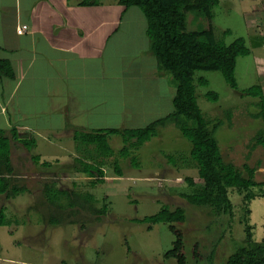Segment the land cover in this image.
Segmentation results:
<instances>
[{
    "label": "rangeland",
    "instance_id": "1",
    "mask_svg": "<svg viewBox=\"0 0 264 264\" xmlns=\"http://www.w3.org/2000/svg\"><path fill=\"white\" fill-rule=\"evenodd\" d=\"M214 12L213 20L196 18L194 13H188V29L212 26L217 38L227 44L236 38H245L251 53L238 58L236 77L239 88L261 84L264 61L259 59L264 58V13H259L264 12V0H221ZM227 30L230 32L226 33ZM153 63L145 55L115 63L117 68L122 66L123 72H127L123 86L124 100L127 101V105L124 101V106L127 108H124L120 118L121 121L124 116L123 124L128 122V115L134 114L133 107L140 110L138 114L142 119L137 124L141 126L173 110L169 100L170 94H173L170 90L173 87L172 77L166 73L165 78L149 79L148 75L153 74ZM115 74L108 72V75ZM195 77L198 102L206 119L211 126L215 121H221L214 135L224 157L239 167L245 162L261 166L256 172V179L264 181V147L258 145L251 150L256 138L264 133V121L255 116L259 111L255 104L258 98L241 96V92L232 89L219 71H197ZM200 77L208 79L209 86L198 84ZM107 82H112L109 76ZM209 90L219 93L218 101L207 99ZM119 124L115 126L123 128ZM35 137L38 144L35 152L46 157L44 161L52 163L51 168L72 164L73 160L66 158L70 149L65 138L53 133H39ZM152 141L126 158L120 151L124 145L122 137H115L112 146L121 157L119 166L124 176H117L112 167H107L105 173L108 177L97 185H92L87 176L62 174L57 169L45 167L40 178L29 177L27 180L31 181L28 185L32 193L20 195L17 199L19 204L22 200L21 206L25 205L21 210L23 215L26 213L22 217L23 223L0 229V239L3 248L10 251L9 256L17 250L19 257L15 256L21 264H179L176 258L165 256L174 247L177 232L183 241L181 252L186 256L185 264H226L230 254L244 242L245 233L240 222L243 215L242 196L235 191L231 193L234 203V214L231 216L217 215L209 207L191 204L183 195L199 190L202 181L198 170L193 167H177L175 172L165 169L166 165L171 166L173 157L179 164L192 162L191 143L179 131L168 127L163 128ZM76 146L77 149L88 147L81 142H77ZM18 147L16 167H20L21 171L28 170L27 166L35 168L30 152L22 144ZM250 151L251 155L247 158ZM56 156L66 159L58 163L52 159ZM159 166L163 167L158 169ZM187 177L194 179L195 184H189ZM35 179H39L40 184L36 185ZM52 181H57L60 187L76 190L69 196L72 203L68 202V205L77 207H62L63 199L68 198H63L56 189L42 191L44 185ZM74 181L78 186L73 185ZM43 196L50 202L49 205L41 203ZM30 202L31 209L28 208ZM83 205L85 208H82ZM165 205L183 208L186 221L162 222L153 226L137 222V219L158 213ZM250 208L254 237L263 240L264 197L253 200ZM94 210L98 212L94 214ZM10 228H17L13 231L14 235L8 233Z\"/></svg>",
    "mask_w": 264,
    "mask_h": 264
},
{
    "label": "crops",
    "instance_id": "2",
    "mask_svg": "<svg viewBox=\"0 0 264 264\" xmlns=\"http://www.w3.org/2000/svg\"><path fill=\"white\" fill-rule=\"evenodd\" d=\"M82 1L0 0V57L9 59L15 74L13 79L0 76V129L11 136V129L15 128L18 138H21L19 141L11 140V159L18 177L19 193L12 197L0 195V210L5 211L8 222L0 229L23 223L22 217L26 213L23 215L21 210L25 205L21 206L22 200L19 204L17 199L20 195L32 193L28 185L31 181L27 180L29 177L40 178L45 172L42 166L36 164L35 168L27 166L29 169L23 171L16 167L18 144L24 147L21 140L31 139L39 133H53L65 138L70 149L66 158L73 162L67 167L51 169H57L62 174L87 176L90 180L91 177L75 164L76 157L87 160L86 156L78 154L75 132L119 127L115 126L116 123L122 127H141L137 124L142 119L138 114L140 110L135 107L126 124H123L124 116L120 121L124 108H127L124 106V101L126 105L127 101L124 100L126 94L123 88L127 72H123L122 66L117 68L115 63L145 55L154 62L149 79L165 78V73L158 71L156 57L150 50L147 21L138 7L127 9L120 4V0H100L93 5H82ZM23 24L28 25L29 32L20 35L17 28ZM259 60L264 61V58ZM108 72L117 74L108 75ZM136 74L141 77L140 73ZM108 76L111 83L107 82ZM260 85L264 90V79ZM170 90L173 94H170L169 100L172 101L175 89L172 87ZM167 127L181 134L174 124L163 128ZM163 128H160L158 136ZM115 137L119 136L111 137V144ZM37 145L31 152L24 148L31 157L32 154H39L44 161L46 157L35 152ZM59 158L52 159L58 163L66 159ZM178 167L188 168L185 164H178ZM165 169L178 171L176 167L167 165ZM35 182L40 184L39 179ZM73 185L78 186L77 181ZM40 199L44 205L50 204L44 196ZM16 229L10 228L8 233L14 235ZM3 245L0 239V264H21L15 256L17 250L9 256L10 251Z\"/></svg>",
    "mask_w": 264,
    "mask_h": 264
},
{
    "label": "trees",
    "instance_id": "3",
    "mask_svg": "<svg viewBox=\"0 0 264 264\" xmlns=\"http://www.w3.org/2000/svg\"><path fill=\"white\" fill-rule=\"evenodd\" d=\"M119 2L127 9L138 7L145 15L150 50L156 57L159 70L172 77L171 82L175 89L172 99L173 110L141 127L77 130L74 139L88 147L86 149L78 148L79 153L86 156L87 160L76 157L75 164L80 171L91 177L92 185L104 182L107 167H112L117 176L123 177L124 172L119 166L121 157L110 143V138L113 136L122 137L124 145L120 150L121 155L130 158L132 154L137 153L140 147L157 137L160 128L174 124L192 145L190 151L192 162L181 163L187 167L196 168L202 181L199 190L190 194L185 193L183 197L191 204L211 208L217 215L231 216L234 214L231 193L235 191L242 196L243 215L240 222L245 233L244 242L230 254L226 264H264V239L260 241L255 239L254 226L249 218L252 212L251 202L259 197H264V181L260 182L256 179V172L261 166H251L245 162L239 167L233 161L226 160L214 135L215 130L221 126V121H215L211 126V122L206 119L198 102L195 77L197 71L221 72L228 85L232 89L240 91L241 96L258 98L255 104L259 112L255 116L264 121L263 88L260 84H255L240 89L236 77L238 58L251 53L245 38L239 37L227 44L217 38L212 26L198 30L188 29V13H194L196 18L204 17L213 20L215 17L214 8L219 6L221 0H120ZM96 3H100V0H83L81 4L93 5ZM225 32L229 33L230 30ZM0 76L11 79L15 77L9 59L0 57ZM198 84L209 86V80L200 77ZM206 97L208 100L216 102L220 95L209 90ZM263 134L256 138L251 150L258 145L264 147ZM12 139L19 141L15 128L11 129V136L7 134L6 130L0 129V195L6 197L16 196L19 193L18 177L14 173L15 169L11 159ZM21 142L30 152L37 145L35 137L21 140ZM250 155L251 151L247 158ZM31 158L36 165L45 168L53 166L48 161H42L39 154H32ZM179 163L175 161L174 157L171 158V166L177 168ZM186 181L191 185L195 184L191 177H187ZM50 189H56L63 198H68L63 199L62 207H77L72 204L68 205V202L72 201L69 196L76 190L60 188L57 181L46 183L43 192ZM82 208H85L84 205ZM107 209L105 207V211ZM95 211L98 212L94 210V214ZM185 221L186 212L183 208H172L167 205L163 206L158 213L137 219L138 223H146L149 226L162 222ZM4 224H8L7 216L1 209L0 226ZM171 229L176 232L173 226ZM176 234L177 240L174 247L165 256L176 258L179 264H185L186 256L181 252L184 246L183 241L180 233L176 232Z\"/></svg>",
    "mask_w": 264,
    "mask_h": 264
},
{
    "label": "built area",
    "instance_id": "4",
    "mask_svg": "<svg viewBox=\"0 0 264 264\" xmlns=\"http://www.w3.org/2000/svg\"><path fill=\"white\" fill-rule=\"evenodd\" d=\"M17 32H18V34H20V35H24V34L28 33V32H29V27H28V25H25V24L20 25V26L17 28Z\"/></svg>",
    "mask_w": 264,
    "mask_h": 264
},
{
    "label": "water",
    "instance_id": "5",
    "mask_svg": "<svg viewBox=\"0 0 264 264\" xmlns=\"http://www.w3.org/2000/svg\"><path fill=\"white\" fill-rule=\"evenodd\" d=\"M19 139H21V138L19 137Z\"/></svg>",
    "mask_w": 264,
    "mask_h": 264
}]
</instances>
